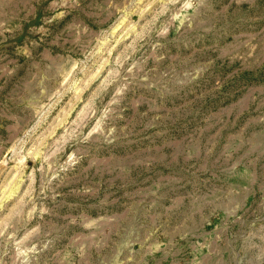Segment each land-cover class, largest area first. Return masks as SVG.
<instances>
[{
	"label": "rangeland",
	"instance_id": "1",
	"mask_svg": "<svg viewBox=\"0 0 264 264\" xmlns=\"http://www.w3.org/2000/svg\"><path fill=\"white\" fill-rule=\"evenodd\" d=\"M0 264H264V0H0Z\"/></svg>",
	"mask_w": 264,
	"mask_h": 264
}]
</instances>
